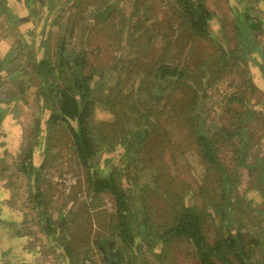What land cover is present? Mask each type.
I'll use <instances>...</instances> for the list:
<instances>
[{"label":"trees","instance_id":"1","mask_svg":"<svg viewBox=\"0 0 264 264\" xmlns=\"http://www.w3.org/2000/svg\"><path fill=\"white\" fill-rule=\"evenodd\" d=\"M119 1H104L88 14L93 24L99 19L108 22L119 15L117 22L107 24L113 27L110 34L120 35L127 27L126 36L133 40L134 52L143 53L138 61L131 62L135 68L133 75L114 84L117 96L103 97L95 93L93 69L86 67L77 55L71 66L73 76L59 88L56 110L47 119L53 129L62 124L72 158L82 168L87 203L78 217L84 227L80 224L77 234L70 233L72 238L65 235L55 238L57 220L66 214V206L59 205L56 220L45 207L42 209L46 203L40 199L42 189L37 183L39 173L32 147L24 152L18 167L29 179V195L38 208L40 231L57 249V258L63 264H150L144 259L145 252H152L157 263L163 264L168 245L182 242L188 245L194 264H247L255 242L244 241L239 231L219 233V207L228 197L230 186V176L219 153L221 146L235 143L237 147L230 150L233 157L230 162L236 160L241 164L246 158L242 150L252 137L246 117L254 110L246 108L244 98L247 90L255 91V87L247 76V57L241 56L237 45L229 48L220 37H215L211 23L214 13L203 0H168L171 5L160 23L161 40L157 42L147 36L145 18L139 13L140 8L147 6V0H133L132 11L126 16L120 12ZM14 19L18 23L19 17ZM233 19L236 22L233 30L236 35H243L244 46L248 32L260 29L261 22L250 19L246 13H235ZM131 21L133 25L129 24ZM186 38L192 42L199 38L212 51L204 50L202 59L193 63L198 53L188 48L186 58L180 59ZM148 45L154 49L147 50ZM148 51L156 52L151 60ZM43 64L41 61L38 66ZM124 70L127 72L126 67ZM135 70H141L146 78L141 79ZM233 72L237 73L238 82L226 75ZM201 73H205L202 78ZM42 82L45 83V77ZM212 83H219L217 94L225 106L219 130L204 133L195 126L194 107L209 97L207 90ZM97 111H102L98 113L100 118L108 116L110 120L99 119ZM172 127L175 134L183 127L189 131L183 147L172 140ZM187 149L196 152L205 171L194 194L190 188L194 184L183 181V189L182 184L174 183L172 175L175 167L180 168ZM174 151L179 152L178 157ZM220 211L224 219V212ZM78 233L83 236L81 241ZM2 245L0 241L1 251ZM10 248L7 245L0 259L4 264H15L10 259Z\"/></svg>","mask_w":264,"mask_h":264},{"label":"rangeland","instance_id":"2","mask_svg":"<svg viewBox=\"0 0 264 264\" xmlns=\"http://www.w3.org/2000/svg\"><path fill=\"white\" fill-rule=\"evenodd\" d=\"M104 1L111 0H0V240L3 238L4 245L14 243L9 255L15 264H63L57 258V249L40 231L38 208L33 196L29 195V179L18 168L28 147H32L33 161L39 173L37 183L42 189L40 199H44L46 203L42 209L45 207L48 215L56 220L59 205L63 203L66 206V214L57 220L55 238L64 235L72 238L79 231V225H82L81 217H78L87 203L82 168L72 158L62 124L53 129L47 122L51 112L56 110L59 88L68 84L73 76L71 66L75 57L80 55L85 61L84 65L93 69L95 93L108 97L110 94H119L114 84L132 76L135 69L132 67V60L136 62L143 55L134 52L133 40L126 36L127 27L120 35L110 34L113 27H108L107 24L117 22L119 15L116 14L108 22L99 19L97 24H93V18L88 13L92 14ZM132 1H119L120 12L124 16L131 13ZM167 1L147 0V6L139 10L141 17L145 18L143 26L148 28L147 36L151 35L156 42L161 40L160 23L171 5ZM203 1L214 13L211 23L215 37H220L229 48L237 45L242 52L241 56L247 57V76L255 87V91L248 89L244 98L246 108L254 110L246 117L248 133L252 134V140L242 150L246 158L241 164L236 160L230 162L233 158L230 150L237 147L235 143H225L219 152L230 176L228 197L219 207V233L223 234L227 230L232 234L237 231L243 233L244 241L251 239L255 242L247 264H264V2ZM235 13L249 14L250 19L261 22L260 29L248 32L244 46L243 35H236L233 30ZM15 16L19 17L18 23ZM129 24L134 23L131 21ZM198 39L195 42L184 39L180 59L186 58L188 48L198 53L192 60L193 63L202 59L204 50L212 51L210 45ZM149 48L152 45H148L147 50ZM199 49L203 50L202 53L198 52ZM154 53L156 52H147L151 56L150 60ZM133 55L135 58H132ZM41 61L44 64L38 66ZM58 63L61 65L57 66ZM202 68L206 69V66ZM135 71L141 79L146 78L141 70ZM201 74L202 78L205 73ZM226 75L228 79L238 82L237 73ZM44 77L45 83L42 82ZM207 91L209 97L198 101L194 107L197 117L193 118L195 126L201 127L204 133L219 130L225 106L220 103L221 99L217 94L219 83H212ZM257 110L261 111L258 115L255 113ZM101 112L97 111L95 114ZM107 117L99 119L109 121ZM180 130L175 134L176 130L172 127L171 132L175 136L172 140L183 147L188 142L184 138L189 137V131L185 127ZM173 153L178 157V151ZM195 153L194 150L187 149L182 156L180 168L175 167L172 174L174 183L182 184L183 189V181L189 185L194 184L195 186L190 187L193 194L205 175ZM40 163L42 166L44 163V166L39 167ZM220 210L224 212V219ZM78 235V240L81 241L83 236L81 233ZM89 236L91 238L90 230ZM1 254L0 248V259ZM166 254L163 264H194L188 245L184 242L170 243ZM143 256L147 263L158 264L152 257V252H145ZM0 264L4 262L0 260Z\"/></svg>","mask_w":264,"mask_h":264},{"label":"crops","instance_id":"3","mask_svg":"<svg viewBox=\"0 0 264 264\" xmlns=\"http://www.w3.org/2000/svg\"><path fill=\"white\" fill-rule=\"evenodd\" d=\"M0 235H1V234H0ZM0 241H1L2 243H4V242H3V241H4L3 238H1ZM11 241H14V240L12 239ZM8 243H9V242H8ZM13 245H14V243L12 242V244L10 243V245H8V246L14 247ZM2 247H3V249H2L1 252H2V254H3V253H5L6 250H7V249H6V248H7V245H2ZM3 251H4V252H3ZM2 254H1V256H2ZM9 254H10V252H9Z\"/></svg>","mask_w":264,"mask_h":264}]
</instances>
